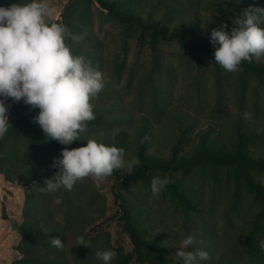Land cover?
Returning <instances> with one entry per match:
<instances>
[{
	"label": "rangeland",
	"instance_id": "374dc122",
	"mask_svg": "<svg viewBox=\"0 0 264 264\" xmlns=\"http://www.w3.org/2000/svg\"><path fill=\"white\" fill-rule=\"evenodd\" d=\"M123 1L172 27L193 26L195 33L210 44L213 28L227 25L224 30L230 32L244 8L250 4L264 6L263 0ZM48 2L54 10L52 22L67 25L74 34H80L79 24L89 26L91 38L72 40L70 48L104 75L105 86L91 103L95 114L110 117L112 123L88 121L83 137L92 139L118 129L130 130L134 135L147 120L155 134L148 153L168 158L176 150L190 155L205 137L233 148L241 124L248 133H254L250 141L254 152L264 151V76L255 75L241 64L237 71L228 72L207 53H196L175 40L153 44L149 32L136 24L121 23L97 0ZM10 3L0 0V5ZM84 11L87 14L83 21ZM253 60L264 64V58ZM6 102L11 104V124L14 109L24 103L11 98ZM182 117L185 119L181 122ZM182 124H192L193 129L183 133ZM0 144L4 169L0 172V264H11L22 255L17 245L26 208L33 218L47 221L48 226L56 222L69 226L64 232L68 238L64 248L42 246L45 253L63 255L68 264H100L95 252L112 248L117 252L112 264L125 256L128 258L124 264H143L136 259L124 227L122 204L131 208L147 236L163 234V253L172 264H182L172 254L187 235L195 237L187 250L209 252L210 260L204 264H217L219 257L226 261L221 264H264V248L260 247L264 217L258 216L261 203L244 181L238 180L233 166L206 163L190 173L178 172L175 180L180 189L202 207L200 211H187L168 184L158 196L152 194L153 177H169L162 171L117 187L112 176L103 181L90 176L78 180L71 190L47 193L41 187L58 171L51 166L54 156L40 157L35 147L15 135L6 134ZM125 154L139 159L134 147L129 146ZM253 173L264 183V170L254 169ZM79 235L91 241L86 261L78 256Z\"/></svg>",
	"mask_w": 264,
	"mask_h": 264
},
{
	"label": "clouds",
	"instance_id": "9594fccd",
	"mask_svg": "<svg viewBox=\"0 0 264 264\" xmlns=\"http://www.w3.org/2000/svg\"><path fill=\"white\" fill-rule=\"evenodd\" d=\"M53 15L48 0H14L7 6L0 5V139L12 127L8 98L38 108L33 120L47 139L62 145L81 140L87 122L95 119L91 100L104 88V75L83 55L74 54L66 43L68 38L80 42L86 34H74L67 25L52 22ZM233 23L236 26L230 32L224 30L227 25H222L213 28L209 37L215 47V62L228 72L237 71L242 61L264 58V6L250 4ZM148 139L145 134L143 140ZM138 163L135 158L126 159L123 147L87 139L79 147L62 148L60 155L53 157L51 166L58 171L45 179L41 190H71L85 177L103 181L121 168L132 173ZM170 182L168 176L153 177L152 194L158 196ZM76 241L77 245H91L83 235ZM50 243L57 249L65 246L58 236H51ZM194 243L193 235L185 236L172 255L182 264L210 260L207 250H187ZM260 247L264 248V241ZM116 256L112 248L95 252L100 264H112Z\"/></svg>",
	"mask_w": 264,
	"mask_h": 264
},
{
	"label": "trees",
	"instance_id": "16d2710c",
	"mask_svg": "<svg viewBox=\"0 0 264 264\" xmlns=\"http://www.w3.org/2000/svg\"><path fill=\"white\" fill-rule=\"evenodd\" d=\"M10 1L14 2V0ZM97 1L103 10L121 23L129 25L136 24L143 32H149L153 44H156L159 40H175L179 44L189 47L196 53H207L214 60L213 53L215 47L199 37L193 30V26L181 24L172 27L169 23L161 22L150 14L145 16L141 11L125 5L123 0ZM17 2L19 1L17 0ZM86 14L87 12L85 11L81 14V19L83 21L86 19L84 18ZM78 31L79 33H85L86 37L91 36L89 26L86 24H79ZM66 43L70 46L72 44V39L68 38ZM241 65L257 76H264V64H258L254 60H252V62L245 60L241 62ZM38 111V108L33 109L30 105L26 104L20 106L18 110L14 109L10 117L12 118L14 113L15 117L11 123L12 127L9 128L7 134L22 137L27 140L36 148L40 157L48 158L49 155L54 157L59 156L62 148L79 147L85 144L87 139H90L81 135V140L73 141L70 145H62L54 139H47L39 124L33 120V117ZM183 119H185V117L180 118V121L182 122ZM95 120L112 123L110 117L102 114H95ZM191 122H193V120L189 123ZM149 126L150 124L145 120L144 125L140 129H137L134 135L131 134L130 130L118 129L92 138L106 144H115L117 147H123L125 150H128L129 146L131 149L133 147L135 148V154L139 157V163L135 165L132 173H127L124 168L114 170L111 176L116 180L115 187L132 179H146L152 172L162 171L168 173L171 179L168 185L172 188L183 208L187 211H200L202 208L201 205L195 202L189 194L180 189L178 181L175 180V175L178 172L190 173L196 167L206 163L218 166H233L235 167V174L238 180L244 181L247 187L260 201L261 210L258 216L259 218L264 217V183L257 179L253 173L254 169L264 170V151L260 154H256L252 149L250 141L254 133H248L240 124L237 126L238 138L233 148L228 147L224 142L218 141V139H209L205 137L198 145V148L190 155H181L176 150L171 157L166 158L158 155H150L148 153L147 149L155 136ZM192 129V124H182L183 133H188ZM145 134H147L150 139L143 140ZM126 159L132 158L126 157ZM2 162L3 151L0 144V172H4ZM117 196H119V193ZM122 210L123 214L121 218L124 222L126 231L131 237L136 259L143 264H172L170 259L163 253L166 248L163 234L157 232L155 235L147 236L146 229L139 225L131 208L126 204H122ZM24 215V221L20 225L22 238L17 245V249L22 255L11 264H68L67 257L52 251L45 253L42 251L41 247L44 246L48 249L56 248L50 243L51 236L60 237L64 244H66L68 238L64 232L68 230L69 226L61 222H56L53 226H48L47 221H40L33 218L30 215L29 208L24 210ZM78 256L82 261H86L90 257L88 246L78 245ZM127 258V256L122 257L116 264H124ZM223 262L226 261L219 257L217 264ZM228 264L232 263L230 262Z\"/></svg>",
	"mask_w": 264,
	"mask_h": 264
}]
</instances>
